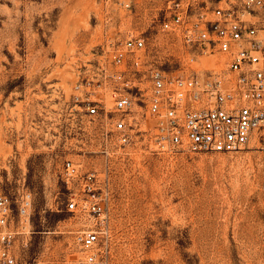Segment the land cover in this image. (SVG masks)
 Returning a JSON list of instances; mask_svg holds the SVG:
<instances>
[{
  "label": "rangeland",
  "instance_id": "1",
  "mask_svg": "<svg viewBox=\"0 0 264 264\" xmlns=\"http://www.w3.org/2000/svg\"><path fill=\"white\" fill-rule=\"evenodd\" d=\"M170 1L0 0V194L11 202L19 264L80 256L75 236L94 227L106 232L111 264H264L257 143L238 152L158 151L138 94L131 143L109 159L100 152L87 97L98 64L129 34L143 35L145 59L169 74L224 67L222 54L193 60L179 37L160 30ZM257 13L264 38V9ZM66 160L82 174L97 171L101 216L68 209L87 193L80 179H64ZM27 192L32 207L22 218Z\"/></svg>",
  "mask_w": 264,
  "mask_h": 264
},
{
  "label": "built area",
  "instance_id": "2",
  "mask_svg": "<svg viewBox=\"0 0 264 264\" xmlns=\"http://www.w3.org/2000/svg\"><path fill=\"white\" fill-rule=\"evenodd\" d=\"M168 8L170 15L160 30L179 37L193 60L222 54L224 67L204 74L193 68L169 74L145 59L146 38L129 34L98 64L94 89L87 97L88 114L100 126V152L109 159L131 143L137 126L131 114L138 94L153 120L149 140L158 151L238 152L254 141L264 152V38L257 27L260 18H255L264 0H172ZM63 177L67 183L80 179L87 193L72 196L69 210L98 216L105 212L97 171L82 174L78 164L66 160ZM31 207L27 192L20 205L22 218H29ZM11 214L9 197L0 194V264H19ZM105 233L95 227L78 232L80 256L44 264H111Z\"/></svg>",
  "mask_w": 264,
  "mask_h": 264
}]
</instances>
